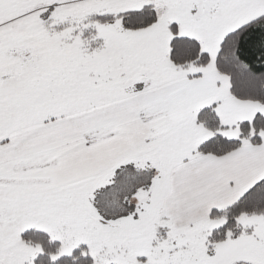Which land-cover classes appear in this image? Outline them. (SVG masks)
Listing matches in <instances>:
<instances>
[{"label":"snow or ice","instance_id":"snow-or-ice-1","mask_svg":"<svg viewBox=\"0 0 264 264\" xmlns=\"http://www.w3.org/2000/svg\"><path fill=\"white\" fill-rule=\"evenodd\" d=\"M0 264H264V0H0Z\"/></svg>","mask_w":264,"mask_h":264}]
</instances>
